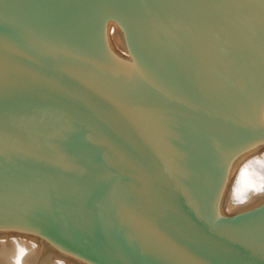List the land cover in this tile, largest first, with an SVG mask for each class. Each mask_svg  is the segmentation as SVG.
I'll return each instance as SVG.
<instances>
[{"label": "water", "instance_id": "obj_1", "mask_svg": "<svg viewBox=\"0 0 264 264\" xmlns=\"http://www.w3.org/2000/svg\"><path fill=\"white\" fill-rule=\"evenodd\" d=\"M0 230L264 264V0H0Z\"/></svg>", "mask_w": 264, "mask_h": 264}, {"label": "bare ground", "instance_id": "obj_2", "mask_svg": "<svg viewBox=\"0 0 264 264\" xmlns=\"http://www.w3.org/2000/svg\"><path fill=\"white\" fill-rule=\"evenodd\" d=\"M27 233L39 236L34 233ZM29 234L0 232V264H88L75 256L65 254L55 247V251L52 254L49 253L48 257L45 254L46 258H41L42 253L45 251L44 244L40 243L43 240Z\"/></svg>", "mask_w": 264, "mask_h": 264}, {"label": "rangeland", "instance_id": "obj_3", "mask_svg": "<svg viewBox=\"0 0 264 264\" xmlns=\"http://www.w3.org/2000/svg\"><path fill=\"white\" fill-rule=\"evenodd\" d=\"M0 232L1 233H8V234H26V235H28L29 233H25V232H20V231H17V230H0ZM29 235H33V234H29ZM33 236H36V235H33ZM37 237V236H36ZM37 238H40V239H42L41 241L42 242H40V239H39V242L40 243H42V244H44V249H45V251L42 253V257L41 258H46V256L48 257L49 256V253H53L54 251H55V249H54V246L52 245L51 246V244L49 243V242H47L46 240H44L42 237H40V236H38ZM48 253V254H47ZM45 254H46V256H45ZM50 254V255H51ZM44 256V257H43ZM39 258H40V256H39ZM42 260V259H41Z\"/></svg>", "mask_w": 264, "mask_h": 264}]
</instances>
